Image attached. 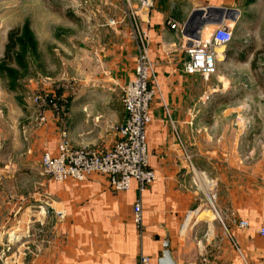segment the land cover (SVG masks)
Here are the masks:
<instances>
[{
	"label": "crops",
	"instance_id": "crops-1",
	"mask_svg": "<svg viewBox=\"0 0 264 264\" xmlns=\"http://www.w3.org/2000/svg\"><path fill=\"white\" fill-rule=\"evenodd\" d=\"M134 3L160 85L146 128L156 180L143 192L136 181L116 192L100 175L83 182L49 180L41 174L40 157L44 149L56 154L60 128L50 112L42 127L0 134V264H138L140 256L158 264L166 232L176 264H261L264 146L252 158L244 137L253 117L246 104L264 100V0ZM195 10L204 13L198 38H208L220 24L232 30L231 42L214 49L216 71L208 79L182 71L194 40L182 32ZM126 18L128 27L118 21L107 32L112 39L89 42L70 62L76 88L64 121L71 148L108 149L119 138L115 128L125 121L121 91L133 77L137 55ZM168 19L181 29L172 30ZM210 102L215 108L206 115ZM34 191V201L51 204L64 218L51 215L48 225L36 218V203L29 200ZM138 198L141 228L133 223ZM17 246L21 253L14 252Z\"/></svg>",
	"mask_w": 264,
	"mask_h": 264
},
{
	"label": "rangeland",
	"instance_id": "rangeland-1",
	"mask_svg": "<svg viewBox=\"0 0 264 264\" xmlns=\"http://www.w3.org/2000/svg\"><path fill=\"white\" fill-rule=\"evenodd\" d=\"M134 1L0 0V134L6 135L13 128L18 131L37 128L35 119L39 108L34 103L35 97L53 95L68 99L76 88L70 75V62L76 52L84 51L89 42L95 44L103 39H112L107 32L118 25V21L119 25L125 22L128 27L126 17L131 14ZM13 30H18L19 34L9 62L3 60L4 46L7 34ZM67 105L68 101L65 113ZM246 105L249 112L253 111V117L250 120L252 130L244 138L251 141L253 151L250 149L249 152L252 151V158H256L260 156L257 149L264 146V100ZM213 108V102L206 104V115ZM64 119L60 120L59 127L65 123ZM238 123L242 124L244 120H238ZM243 136L244 133L240 137ZM0 147L3 149V146ZM244 154V159L250 158ZM34 193L29 196V200L36 203H33L34 215L36 218L44 217L48 225L51 215L39 212L44 203H41L42 200L34 201ZM205 203L209 206L207 200ZM12 248L3 252L1 258ZM14 248V252H20V246Z\"/></svg>",
	"mask_w": 264,
	"mask_h": 264
},
{
	"label": "built area",
	"instance_id": "built-area-1",
	"mask_svg": "<svg viewBox=\"0 0 264 264\" xmlns=\"http://www.w3.org/2000/svg\"><path fill=\"white\" fill-rule=\"evenodd\" d=\"M131 22L132 37L137 48L133 77L122 88L120 101L125 112V121L115 128L118 140L108 149L71 148L65 123L59 128L56 154L44 149L41 157V174L49 180L63 183L69 180L83 182L91 175H100L107 179L108 185L116 192H125L131 181H136L138 191L143 192L155 180V174L149 167L147 154L146 128L151 122L150 107L160 97V85L154 73V63L149 58V34L140 27L136 14L131 10L128 15ZM114 24V23H113ZM172 30H180L181 25L172 19L166 21ZM232 40L229 25L215 27L208 38L189 41L185 49L187 59L182 64L185 74H198L208 79L216 71L214 49L224 47ZM35 105L39 108L36 126L42 127L48 122L50 112L60 121L66 115L67 97L37 96ZM39 212L54 215L62 220L63 211H56L51 204L44 203ZM133 223L142 226L141 200L133 205ZM239 226L246 227L245 222ZM264 235V230H260ZM138 264H149V258L140 256ZM261 264H264V257Z\"/></svg>",
	"mask_w": 264,
	"mask_h": 264
},
{
	"label": "water",
	"instance_id": "water-1",
	"mask_svg": "<svg viewBox=\"0 0 264 264\" xmlns=\"http://www.w3.org/2000/svg\"><path fill=\"white\" fill-rule=\"evenodd\" d=\"M204 14L201 10H195L190 15L188 21L184 25L183 35L189 36L190 39H198L199 27L202 25V22H199V17ZM200 23V24H199ZM187 32H190L191 35H188ZM158 264H176L173 261L171 251H170V236L169 233H165V238L162 243V255L158 259Z\"/></svg>",
	"mask_w": 264,
	"mask_h": 264
},
{
	"label": "trees",
	"instance_id": "trees-1",
	"mask_svg": "<svg viewBox=\"0 0 264 264\" xmlns=\"http://www.w3.org/2000/svg\"><path fill=\"white\" fill-rule=\"evenodd\" d=\"M18 34H19L18 30L10 31L7 34V42L4 46L3 60L9 61V62L12 60L13 53H14L16 46H17L16 37L18 36Z\"/></svg>",
	"mask_w": 264,
	"mask_h": 264
}]
</instances>
